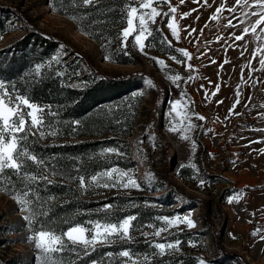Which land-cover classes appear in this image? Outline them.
I'll list each match as a JSON object with an SVG mask.
<instances>
[{
  "label": "rangeland",
  "instance_id": "1",
  "mask_svg": "<svg viewBox=\"0 0 264 264\" xmlns=\"http://www.w3.org/2000/svg\"><path fill=\"white\" fill-rule=\"evenodd\" d=\"M221 2L208 0L205 4L204 0L198 3L184 0L181 4L180 0H171L178 9L175 15L180 40L164 26L167 18L157 17L155 24H149L153 35L145 44L151 42L152 46L145 47V55L134 45L132 36L122 49L120 34L125 27L124 19L119 21L120 25L107 27L98 34L100 42H96L85 34L77 21L54 10L48 0H0L1 15L11 16L10 32L0 39V50L35 29L81 59H68L75 61L71 66H78L80 77L89 70L109 77L142 76L140 88L133 92L139 101L133 126L125 142L113 148L125 155L98 156L106 167L104 170L117 167L133 172L140 189L101 187L86 191L94 196V201L113 206L105 213L100 211L102 205L95 213L102 218L106 215L113 218V213L117 212L136 215L133 224L139 226L140 231H133L132 241L117 240L111 245L97 243L95 249L131 245L134 251L142 249L143 252H135L141 255L155 251L150 247L152 243L179 241V251L156 256L152 264H197L199 259L207 264H264V240L260 239V235H264V151H261L264 142H252L264 141V131L256 130L264 129V70H256L260 68L259 56L252 60L258 43L255 37L249 33L244 41H234L232 33L239 35L243 25L226 27L227 19L239 23L234 17L239 15L240 9L235 14L225 10L219 21L211 20ZM234 2L227 0V6H233ZM158 10L169 11L167 6ZM184 13L190 15L181 18ZM158 28L171 41V48L161 43ZM174 49L188 51L192 59L187 60ZM109 53L112 59L106 60ZM172 56L186 62L177 63ZM58 57H65V53L60 51ZM152 57L164 60L167 67L158 65ZM225 59L229 61L226 64ZM250 60L251 68L245 67ZM121 61L130 64H121ZM187 64L192 68L188 69ZM176 73L182 77L179 86L169 79ZM189 76L196 79L189 80ZM148 80L155 87L150 86ZM79 85L75 82L70 87ZM237 89L239 104H235ZM177 100L181 103L173 112L172 105ZM131 105L128 101L125 107L131 109ZM186 113L205 117L199 120L192 116L191 123L196 128L188 133L190 140L181 139L182 129L170 131L174 122L176 126L181 121L187 123ZM35 136L42 143L50 144L86 140L52 138L42 141L39 134ZM111 164L115 166H109ZM201 180L205 181L203 187H200ZM25 215L27 213L19 210L11 195L0 191V264H39L37 249L27 242L33 232L23 219ZM176 215L189 216L195 227L180 223L160 237L142 234L155 231L146 225L163 226L157 217ZM257 229L259 235L253 236ZM116 259L126 258L107 256L106 263L115 264Z\"/></svg>",
  "mask_w": 264,
  "mask_h": 264
},
{
  "label": "trees",
  "instance_id": "2",
  "mask_svg": "<svg viewBox=\"0 0 264 264\" xmlns=\"http://www.w3.org/2000/svg\"><path fill=\"white\" fill-rule=\"evenodd\" d=\"M48 1L58 13L66 17L77 16L75 21L85 33H90L88 35L96 42H100L98 34L107 27L120 25L119 21L123 20L124 16L125 0H96L95 6H82L78 3L69 5L68 0ZM1 14L3 32L0 34L4 36L10 32L11 16ZM60 51L65 53V57H58ZM70 54L72 53L68 48L35 29H30L21 40L0 50V66L3 69L0 70V78L10 81L9 87L14 85L17 92L44 106L46 112L48 106H51V111L55 113L46 116L45 123L50 121L57 134L42 138V141L52 138L86 139L77 143L50 144L42 143L36 136L29 137L31 150L50 165L47 171L44 168L37 171L43 172L52 181L50 184L40 181L31 186L35 189V195L41 198L39 203L49 210L47 217L39 219L48 227L58 230L66 229L71 223L102 218L95 212L105 203L94 201L91 193L82 191L78 182L69 177L83 175L87 182L91 175L106 168L97 153L104 148L118 147L119 143L125 142L124 138L133 126L139 106L133 92L140 88L142 77H109L91 70L87 75L80 77L77 73L78 66H71L75 61L68 59H81L75 54ZM121 64L130 63L121 61ZM36 65H43L38 74L34 72ZM75 82L80 84L79 87H70ZM128 101L133 108L125 107ZM76 121L79 123L76 124ZM108 136L113 137L107 138ZM52 167L56 169V175L52 174ZM12 182L17 188L22 186L15 176L12 177ZM113 216L112 219H116L128 214L117 212L113 213ZM130 247L131 245H119L116 248L98 247L88 255L81 252L79 256H75L71 252H65L63 256L73 264H91L93 260L99 264H107L105 253L115 254ZM134 252L143 251L141 249ZM120 262L116 259L115 264Z\"/></svg>",
  "mask_w": 264,
  "mask_h": 264
},
{
  "label": "snow or ice",
  "instance_id": "3",
  "mask_svg": "<svg viewBox=\"0 0 264 264\" xmlns=\"http://www.w3.org/2000/svg\"><path fill=\"white\" fill-rule=\"evenodd\" d=\"M184 0H180L182 4ZM198 3L199 0H194ZM208 0H204L207 4ZM69 5L80 4L82 6H95L96 0H68ZM155 5V6H154ZM162 6H167L168 12H161L158 10ZM237 9H240L239 15L234 18L239 22L234 24L232 19H227L226 27L238 28L243 25L241 33L237 35L232 33L234 41H244L245 36L251 33L255 40L258 42L254 49L252 60H255L259 56L260 68L256 70H264V0H235L234 5L227 6V0H222L221 4L216 8L215 14L211 16V20L219 21L221 14L226 10L229 13H237ZM59 10V9H57ZM124 22L121 36V47L125 49L127 47V40L130 36L133 37V43L138 46V50L147 55L145 47H151L149 42L147 45L145 41L153 35L152 30L149 28V24H155L157 17L167 18L168 22L164 24L167 27L171 35L177 40H180L179 25L176 18L177 6H173L171 0H125L124 3ZM190 13L182 14L181 18H185ZM70 19L77 20V16L71 15ZM82 20L83 17H80ZM259 29V32L257 31ZM157 33L161 36V43L167 44L169 48L172 47L171 41L163 35L162 29H157ZM3 32V23L0 22V33ZM195 32V29H192ZM90 34V33H85ZM192 33H189L191 35ZM0 39H3V35L0 34ZM110 43V42H109ZM107 49V45H105ZM246 50V49H245ZM180 56L191 60L190 53L183 49H174ZM125 55L129 53L125 52ZM176 60L177 63H185V60H177L176 56L171 57ZM106 60H111V54L109 53ZM155 62L162 66L167 67L165 61L152 57ZM58 62V61H56ZM215 63V60L212 61ZM227 59L224 63H228ZM252 61L250 60L245 67L251 68ZM43 65H36L34 68L35 73H39ZM223 65H221L222 69ZM187 68L191 69L192 66L187 64ZM0 70L2 66H0ZM172 83L177 84L182 79L179 73L169 76ZM189 80H194L196 77L189 76ZM243 79V77H242ZM10 81H5L0 78V191L6 192L11 195L13 199L19 205L21 212L27 213L23 217L27 221V227L33 235L27 237V242L33 243L35 249H37L39 255V264H73L70 260H65L63 253L71 252L75 256H79L81 252L84 255H88L89 251H94L97 243L111 245L117 240L119 241H132L134 239L133 231H140V227L133 224V221L137 219L136 215H128L112 219L109 216H104L98 219H88L86 221H80L71 223L66 229L50 228L45 222L41 221L40 217H47L48 209L43 204L39 203L41 198L35 195V189L31 186L37 184L40 181H47L49 184L52 181L43 172L37 171L39 168H44L47 171L50 165L44 160L43 157H39L31 150L30 136L40 135L41 138H47V136H55L57 130L51 127V122L45 123V118L48 115H55L51 111V106H48V111H45L44 106L38 105L31 101L30 97L23 93L16 91L15 86L9 87ZM147 83L155 87L151 80ZM246 83V81H245ZM216 91H219V85L216 87ZM142 95V93H140ZM186 96L187 93H184ZM215 95V92L213 93ZM237 99L235 104H239L240 92L237 89ZM206 98L207 94H206ZM181 101L177 100L172 105V111L176 112L177 107ZM219 103H222L220 101ZM234 111L233 109L229 110ZM239 115V113H236ZM179 115V113H177ZM195 115L199 120H205V117L199 116L195 113H186L184 120L180 122L179 126H176L175 122L170 127V131L177 132L183 130L181 139L190 140L188 135L196 128V125L191 123L192 116ZM264 115V114H262ZM76 124L79 122L76 121ZM48 129V131H45ZM257 131H264V129H256ZM253 143H259L264 141H252ZM142 143V142H141ZM193 148H195V142L193 141ZM264 151V150H261ZM109 153H115L116 155H125L122 152H118L113 148H104L97 156H106ZM52 174L56 175V169L52 167ZM114 174L115 177H114ZM15 176L21 182V187L17 188L12 182V177ZM126 178V179H125ZM69 179L76 180L78 186L82 191H87L89 188H108V189H128L135 188L140 189L139 183L134 178V173L128 170L119 169L117 167H111L106 170H101L88 178L87 183L83 175H77L75 177H69ZM205 184L204 180L200 181V187ZM31 197V199L29 198ZM50 199H52L50 197ZM34 201L36 203H34ZM232 201L229 200V203ZM113 206L111 204L103 205L100 211L107 213ZM162 222L163 226L157 227L156 225H146L147 227L155 228L153 233H142L145 237L153 235L160 237L161 233L168 231L171 227L177 226L180 223L186 224L189 228L195 227V222L187 215L174 217H157ZM65 223H69L65 221ZM38 224V226H37ZM253 236L259 235V229L252 233ZM235 239L236 237H232ZM260 239L264 240V235H260ZM179 241L175 242H155L150 245L155 251L151 254H136L131 248H124L116 252H107L106 256L112 257L113 255L126 258L121 260L120 264H152V259L156 256L171 255L172 251H179ZM79 245L78 249L76 246ZM194 246V245H193ZM166 250H168L166 252ZM91 264H99L98 261L93 260ZM111 264V262H110ZM197 264H207L203 259H199Z\"/></svg>",
  "mask_w": 264,
  "mask_h": 264
}]
</instances>
